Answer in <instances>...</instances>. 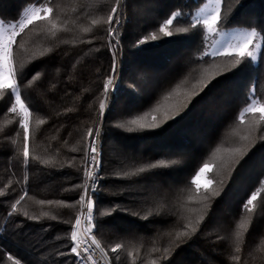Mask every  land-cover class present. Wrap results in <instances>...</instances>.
<instances>
[{"label":"trees","instance_id":"16d2710c","mask_svg":"<svg viewBox=\"0 0 264 264\" xmlns=\"http://www.w3.org/2000/svg\"><path fill=\"white\" fill-rule=\"evenodd\" d=\"M203 2L121 0L119 76L100 121L103 179L94 198V234L111 264H264L252 253L264 239V114L247 112L240 119L253 86L258 96L264 90V60L233 67L240 59L235 54L204 56L206 31L189 24ZM35 3L0 0V21H17ZM44 3L53 9L49 18L36 20L17 37L11 57L21 97L33 112L28 118L27 163L19 124L23 113L19 107L10 113L14 96L0 90V264H72L76 259L67 253L83 189L73 186L84 183L87 130L96 123L111 71L106 21L114 0ZM172 12L183 15L166 29L174 35L164 37L159 28ZM221 17L219 31L239 27L260 32L264 0H221ZM179 28L190 30L179 33ZM152 33L156 41L135 47L138 39ZM189 79L191 89L180 87L164 99ZM193 92L197 94L189 101ZM157 105L160 110L153 112ZM173 106L179 107V114L156 129L128 123L146 112L145 123L152 122V115L159 123L165 113L172 116ZM38 119L44 123L37 124ZM246 124L251 131L225 180L217 191L196 198L191 194L196 171L210 164L213 149L236 138L234 131ZM160 159L168 166L131 175ZM206 175L211 176V170ZM254 191L259 194L248 212L243 204ZM22 195L17 213L9 217L11 204ZM193 204L199 205V215L182 217ZM242 221L244 232L236 244H229V229ZM189 224L196 228L194 233ZM185 232L188 235L178 237ZM116 244L122 247L112 253ZM136 250L149 258L136 255Z\"/></svg>","mask_w":264,"mask_h":264},{"label":"snow or ice","instance_id":"6c2138e0","mask_svg":"<svg viewBox=\"0 0 264 264\" xmlns=\"http://www.w3.org/2000/svg\"><path fill=\"white\" fill-rule=\"evenodd\" d=\"M121 0H117V5H120ZM39 5V6H36ZM53 9L49 7L44 0H36V3L26 8L21 18H19L15 22H3L0 21V90L8 89L10 90L8 95L14 96V103L11 104L8 111L10 113H16L17 107H19L20 112L23 113L22 119L19 120L20 127L23 129L24 133V144H23V156L25 158V163H27V159L29 156V124L28 118L33 114L30 106L25 104V101L21 97L20 92V77L17 76L12 63V49L13 46L17 44V37L21 36L22 33L25 32L26 29L29 28L30 25H33L36 20H47L49 18V14L52 13ZM183 15L182 13L172 12L170 14V18H166L163 21L162 26L159 28V31L163 33L164 37H171L174 35L172 31H168V27L173 25L174 21H178L179 18ZM107 24H108V38H109V50L112 54V63H111V71L103 84V99L100 100L99 104V115L95 128H89L87 130V137L89 139V143L85 150V166L83 169L84 173V183L83 185H74L73 187H82V193L79 196L78 203L83 206V210L81 215H78L75 218V223L72 225V231L70 235V245H69V253L74 254L75 260L72 264H101V261L107 260V252L98 242L93 232V208L95 203V194L99 190V186L103 177L100 175V155H101V144L98 143L101 136V126L100 121L102 120L106 108L110 106L112 96L115 94L117 90L115 85V78L119 76V40L116 37L119 36L118 29L122 27L121 14L118 12L117 7H113L111 9V14L107 16ZM222 22L221 17V0H208L206 4H204L203 8H200L199 11L195 15H191V19L189 21L191 29H197L199 26H203V29H206L209 34L220 35L221 39H214L212 44L210 45L211 51H208V45H206L204 49V56L209 58H214L218 55L225 54L228 56H232L235 54L237 59L235 62L236 65L241 63L255 64L259 59L264 60V52H261L262 43H256L255 38L257 36L261 37V41H264V29H261L258 32L255 28L251 31L236 29L231 31L230 33H224L219 31V25ZM93 23H96L93 21ZM53 28L55 25H52ZM190 29L188 28H179V33H187ZM208 37L205 36V41H207ZM157 35L152 33L150 38L145 36L143 38L138 39L135 42V47L139 48L141 45L149 43L150 41H156ZM203 59V58H201ZM35 79V77H34ZM29 84H32V81H29ZM206 86V85H205ZM195 87V85H193ZM179 86L177 89H173L172 92H169L167 96L164 97L165 100H168L174 93L178 92ZM203 89H201L202 91ZM262 94L260 96L257 95V89L255 85L249 93L248 104L240 113V119L243 120L244 113L247 112H255L260 111L264 114V104H261V99H264V90H261ZM197 93L193 92L191 95L187 96V99L190 101L192 97H194ZM183 104V102H181ZM259 105V107H258ZM186 107V105H183ZM176 107V111L172 113V116H168L165 113V119L156 122L157 117L152 115V122L145 123L149 113H145L143 116H136L135 118L128 121L129 124L137 126V129H156L160 127L165 121L168 119H173L176 115L179 114V107ZM160 110V106L157 105L153 112H158ZM37 124H43L44 120L38 119L36 121ZM123 126V125H121ZM134 129L129 128L128 131H133ZM219 151V149H217ZM235 151L239 152L240 149H236ZM168 162L164 159H160L155 163H150L145 166H140L137 171L132 172L131 175H137L138 173H144L146 169H157L162 167H167ZM208 168V164H204L202 168H200V172H204L205 169ZM128 173H125V176H128ZM199 175V173H197ZM211 183V182H209ZM27 193H25L26 195ZM259 192L254 191L250 198L246 200L243 204V208L248 212L252 211V208L249 206L253 204V201L257 199ZM213 196L219 195V192H213ZM24 196H20L19 199L15 201V203L11 204V211L7 214L9 217H12L13 214L17 213V205L24 200ZM207 199V197H205ZM43 203V201H41ZM51 203V202H49ZM60 203V202H57ZM86 213V215H85ZM106 213L101 212L100 215H105ZM27 216V212L24 213ZM81 216H84L85 227L81 230ZM187 227L191 228V231L194 233L196 228L189 224ZM240 228L244 227L243 221L239 224ZM78 230H81V234L78 236ZM181 235H188L185 233H178V237ZM240 235L239 232L236 233V237L238 238ZM59 239V237H57ZM122 247L121 244H116L115 247L111 249L112 253H115L117 249ZM99 251L100 257L97 258L96 251ZM239 251V248H237ZM167 252V249H165ZM65 253H61L64 255ZM9 260L12 259L10 256ZM238 259V257H236ZM110 264V262H109Z\"/></svg>","mask_w":264,"mask_h":264},{"label":"rangeland","instance_id":"374dc122","mask_svg":"<svg viewBox=\"0 0 264 264\" xmlns=\"http://www.w3.org/2000/svg\"><path fill=\"white\" fill-rule=\"evenodd\" d=\"M207 2H208V0H204V2L194 11L193 15H195L199 11L200 8H203L204 4H206ZM113 7L118 8V12L121 14V20H122L123 7L120 5H117V0H114L112 8ZM110 14H111V12H110ZM236 29L247 30V31L252 30V29H246V28L233 27V28L223 30L221 32L230 33L231 31L236 30ZM205 31H206V36L208 37L206 44H205V47H206V45H208L209 46L208 51H211L212 49H211L210 45L212 44L213 40L214 39L219 40V39H221V36L209 34L206 29H205ZM118 32H119V36H121L120 27L118 29ZM118 37H116V39ZM255 42L261 43L259 36H257L255 38ZM120 52H121V50L119 48V55H118L119 65H120V59H121ZM191 82H192V79H189L188 81L185 80L183 82V84H180L179 88L182 87V89L180 88V90H187L188 91L189 89H191ZM165 102H166L165 103L166 105L170 106V103H171L170 101H165ZM258 107H259V105H258ZM97 118H98V116H97ZM96 122H97V119H96ZM95 124H97V123H95ZM95 127H93V128H95ZM237 130H238V128H237ZM250 131H251V126L246 124L245 126L241 127L238 131H236V130L234 131V135H236L238 133L236 138L231 140L229 143H224L223 145H218L216 148L213 149L214 151L210 156V162L212 164L211 163L210 164L205 163V164H208V168L205 169L204 172H200V168H202L204 165L201 166L196 171L194 176L192 177V181L194 183L195 189L197 190V191L194 190V192L191 193L192 195H197L195 197L199 198L200 196H204L205 193H209V191L211 192L212 189H214L213 191H217L218 186L226 178L225 172L227 171V169H229V165L232 163V161L234 160L236 155H238L241 152V150L243 149V147L245 145L243 142V138L247 134H249ZM88 142H89V139H88ZM217 149H219V151H217ZM236 149H240V151L237 152V151H235ZM208 170H211V176L206 175ZM197 173H199V175H197ZM209 182H211V183H209ZM207 190H209V191H207ZM185 198L186 199L182 200V202H183L182 207L186 206L185 200H187L189 198V196L185 197ZM198 206H199L198 204H193V205L189 206V208H188L189 214H185V215L180 214V215L184 218H187V217H192L191 215H193V214H191V213H194V218H195L196 216L199 215L200 209H197ZM237 232H239L241 235V233L244 232V229L237 227V225L231 227L229 229V232H228L229 235L225 239V241H227L229 244L230 243L236 244L238 242V238L240 237V235L238 238L236 237ZM261 238H264V236H261ZM255 245H254V247H256V250L252 251L254 258H257L258 261H260V262L264 261V239H261L259 241V243L255 244ZM142 253H143V251L138 252V253H137V250L135 251L136 255L142 254ZM146 253H148V252L146 251ZM144 257L149 258L148 254H146V255L142 254V258H144ZM135 259H137V258H135Z\"/></svg>","mask_w":264,"mask_h":264},{"label":"built area","instance_id":"2783aa9c","mask_svg":"<svg viewBox=\"0 0 264 264\" xmlns=\"http://www.w3.org/2000/svg\"><path fill=\"white\" fill-rule=\"evenodd\" d=\"M117 39L119 40V38H117ZM88 143H89V142H88ZM82 210H83V206L80 204V208H79L78 215H81ZM94 210H95V203H94V208H93V221H92V223H93V225H94V227H93V232L95 231ZM78 215H77V216H78ZM85 215H86V213H85ZM74 223H75V222H74ZM85 226H86V225H85V223H84V216H81V230H82ZM81 230H78V236L81 234ZM71 231H72V229H71ZM70 235H71V233H70ZM96 256H97V258L100 257V253H99L98 250L96 251ZM107 257H108V255H107ZM109 262H110V260H109V257H108L107 260H103V261H101V264H109ZM110 264H111V262H110Z\"/></svg>","mask_w":264,"mask_h":264},{"label":"water","instance_id":"95a60500","mask_svg":"<svg viewBox=\"0 0 264 264\" xmlns=\"http://www.w3.org/2000/svg\"><path fill=\"white\" fill-rule=\"evenodd\" d=\"M98 115H99V113H98ZM97 120H98V118H97ZM96 123H97V122H96ZM95 126H96V124H95ZM95 126H94V127H95Z\"/></svg>","mask_w":264,"mask_h":264}]
</instances>
